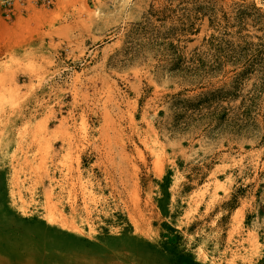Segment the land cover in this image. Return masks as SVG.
<instances>
[{
	"label": "rangeland",
	"instance_id": "1",
	"mask_svg": "<svg viewBox=\"0 0 264 264\" xmlns=\"http://www.w3.org/2000/svg\"><path fill=\"white\" fill-rule=\"evenodd\" d=\"M0 264H264V0L0 9Z\"/></svg>",
	"mask_w": 264,
	"mask_h": 264
},
{
	"label": "built area",
	"instance_id": "2",
	"mask_svg": "<svg viewBox=\"0 0 264 264\" xmlns=\"http://www.w3.org/2000/svg\"><path fill=\"white\" fill-rule=\"evenodd\" d=\"M17 0H0V9L6 8L10 4H14Z\"/></svg>",
	"mask_w": 264,
	"mask_h": 264
}]
</instances>
